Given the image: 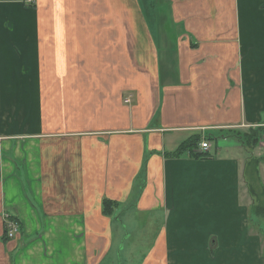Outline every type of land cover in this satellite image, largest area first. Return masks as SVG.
Listing matches in <instances>:
<instances>
[{
	"label": "crops",
	"instance_id": "crops-1",
	"mask_svg": "<svg viewBox=\"0 0 264 264\" xmlns=\"http://www.w3.org/2000/svg\"><path fill=\"white\" fill-rule=\"evenodd\" d=\"M117 1L109 23L108 0H0V264L252 256L264 141L238 134L264 128V0H166L180 33L161 60L131 27L143 66L126 74ZM196 135L206 150L177 152Z\"/></svg>",
	"mask_w": 264,
	"mask_h": 264
},
{
	"label": "rangeland",
	"instance_id": "rangeland-1",
	"mask_svg": "<svg viewBox=\"0 0 264 264\" xmlns=\"http://www.w3.org/2000/svg\"><path fill=\"white\" fill-rule=\"evenodd\" d=\"M113 1L115 0H108L109 23L113 22V19L116 20L115 16L110 17L112 15V11H110L112 6L110 3H112ZM122 3H123V15L121 16L123 17V24H124V27H123L124 28V40H123L124 41V53H123L124 54V57H123L124 66L123 67H124V73L126 74V73H131L132 70L135 71L140 67L142 68L143 66L139 61L141 57L135 53V50H138V49L137 48L135 49V47H133V44H134L132 41L133 31L131 27L138 26L139 30H142L141 26L144 25L143 28H145L147 35L149 37V40L152 42L155 49L156 48L158 49L157 53H159V57L161 60L163 59V55L161 56V53H160L162 50V47L169 49V47H171L169 42L174 43L175 38L178 35L177 33H180V32L176 27H169V25H172V23H171L170 14H169L168 1L166 0H151V1L150 0H122ZM118 14H120L119 5H118ZM120 18L121 17L118 16V22ZM140 33L135 32L134 34L137 37ZM144 41H145L144 46H146L144 49H145V52H147V41L146 40ZM136 47H137V44H136ZM163 52H164V49H163ZM166 61L168 63L172 62L170 55L167 57ZM157 64H155L156 67H157ZM127 82L128 81H125V83ZM263 138H264V132L260 134V137L257 139V143L254 146L252 145V148L253 147L256 148L254 153L258 151L257 147L260 146L261 141H264ZM250 142H252V140ZM212 152H214V147L212 148ZM251 156L256 157L255 155H251ZM250 162L252 163L249 164V167L253 169L254 168L252 165L254 163L253 158ZM263 174H264V170H263ZM246 176L244 177V174H243V178H242V179H245L246 186H248V184L250 185L257 184L258 186H260V182L257 180L258 176H256V174H253V171L251 172L250 176H247V177ZM263 207H264V196L260 195V197H258V202L255 203V206L252 207V214L255 215V212H256V213L262 214L263 216L264 215ZM116 226L118 230L123 233L130 232V231L140 232V231L146 230L145 229L146 224L144 225L143 222H137V223H131V224L123 223V224H118V225H112L113 231L116 230ZM248 231H250L249 234L251 236H250V241L247 242L248 243L247 247L252 249L253 255L245 256V257H238V256L228 257V258L219 257L221 259L219 260V263L225 262L226 259L228 260L232 259V260H229L230 264L233 262V259H234V262H233L234 264H244V263L247 264V262H249L248 260H250L251 264H263L264 263V257L255 256V251H254V250L257 251L258 249H263L264 251V222L258 223V222L252 221V224L250 225V229ZM133 239L130 238L127 241H125L124 248L133 247L134 246ZM126 257H130V255H127ZM138 258H141V256L137 257L135 253H133L131 260L138 259ZM243 258H245V260ZM204 262L208 264V261L204 260Z\"/></svg>",
	"mask_w": 264,
	"mask_h": 264
},
{
	"label": "trees",
	"instance_id": "trees-1",
	"mask_svg": "<svg viewBox=\"0 0 264 264\" xmlns=\"http://www.w3.org/2000/svg\"><path fill=\"white\" fill-rule=\"evenodd\" d=\"M264 132V128H254V129H250V132L249 133H245L244 135H242V137L238 134V140H241V142H246V143H249L251 145H255L257 143V139L260 137V134ZM202 138L200 136H194V137H191L189 139H187L186 141H183L181 142V145L179 146L177 152H183L185 150H191L193 146H195L197 143H199V141L201 140ZM252 140V142H250ZM197 156H200V155H197ZM196 156V157H197ZM102 211H106L105 209H107L109 207V205L111 204V201L108 200V199H103L102 200ZM264 208V207H263ZM258 209V208H257ZM259 211V210H258ZM255 214H258V215H261L262 214H259V213H256ZM264 217V215L262 216ZM6 232V230H5Z\"/></svg>",
	"mask_w": 264,
	"mask_h": 264
},
{
	"label": "built area",
	"instance_id": "built-area-1",
	"mask_svg": "<svg viewBox=\"0 0 264 264\" xmlns=\"http://www.w3.org/2000/svg\"><path fill=\"white\" fill-rule=\"evenodd\" d=\"M26 2L28 3H34L35 0H26ZM264 139V138H263ZM207 142L206 140H200L199 141V148L202 149V150H206L207 149ZM17 222L15 221H7V224H6V234L8 235V237H13L15 235V233L17 232L18 230V227H17Z\"/></svg>",
	"mask_w": 264,
	"mask_h": 264
}]
</instances>
